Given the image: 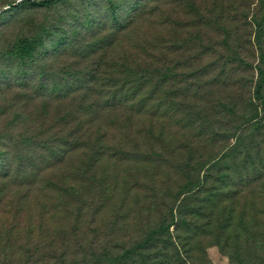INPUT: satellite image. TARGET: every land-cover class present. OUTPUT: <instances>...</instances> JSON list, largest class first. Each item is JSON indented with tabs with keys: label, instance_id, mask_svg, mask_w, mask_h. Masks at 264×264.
I'll return each instance as SVG.
<instances>
[{
	"label": "trees",
	"instance_id": "16d2710c",
	"mask_svg": "<svg viewBox=\"0 0 264 264\" xmlns=\"http://www.w3.org/2000/svg\"><path fill=\"white\" fill-rule=\"evenodd\" d=\"M57 1L27 2L51 6ZM250 1L132 0L125 21L87 48L89 55L82 59L90 67L77 71L82 77L75 83L49 87L54 73L42 67L39 95L56 116L45 119L35 135L39 158L24 168L26 173L10 166L5 122L10 105L0 97V264H13L21 244L30 264L43 243L57 253L53 245L78 243L87 232L90 254L71 261L67 248L56 264H191L206 239L229 264H264V161L243 158L245 132L259 139L264 128L257 103L264 114V0H255L249 10ZM141 12L152 16L146 23L153 31L131 34L138 23L135 14ZM247 23L255 33L254 65L245 62L249 52L239 41L220 64V84L210 79L203 87L196 85L209 75L210 63L205 75L167 69L180 60L186 29L237 34ZM37 41L21 39L9 55L23 60ZM43 53L39 62L50 60ZM92 53L98 55L90 59ZM20 80L27 84L34 78ZM213 89L216 100L203 105L206 93L199 92ZM5 90L0 81V95ZM197 121L209 124L203 128ZM208 128L215 129L213 144L231 129L235 142L200 163ZM27 139V146L35 145L33 135ZM178 168L185 179L182 192L168 196L169 173ZM134 210L139 221H148L136 243L124 252L107 246L98 235L104 217L112 216L117 228Z\"/></svg>",
	"mask_w": 264,
	"mask_h": 264
},
{
	"label": "rangeland",
	"instance_id": "374dc122",
	"mask_svg": "<svg viewBox=\"0 0 264 264\" xmlns=\"http://www.w3.org/2000/svg\"><path fill=\"white\" fill-rule=\"evenodd\" d=\"M27 1L0 0V81L4 82L6 88L0 97L7 100L10 105V114L5 120L8 123L6 130L12 150L10 152V166L14 171L25 173L27 169L24 168L31 161L39 158L40 147H36L39 145L40 139L35 138V135L39 134V129L47 122L45 119L52 120L56 116V112L44 108L42 104L44 98L39 95V89H42L39 86L43 83L40 76L41 68H50L54 73L48 84L49 87L58 85L64 88L70 83H75L82 77L77 71L82 72L90 67L91 62L84 60L86 55H89L86 53L87 50L89 51L87 48L94 45L99 38L105 36L113 24L123 23L132 5V0H58L51 6H36L29 4ZM250 2L249 10L252 9L255 0ZM10 4H14L18 8L9 9ZM148 5L153 6V2ZM144 13L135 14L138 23L132 26L131 34L152 33L153 28L146 23L152 16L147 18ZM189 20L192 21L193 18L189 17ZM246 22H248V19ZM244 25L245 32L237 34L210 33L203 30L202 34H196V32L186 29L185 33H181L182 38L179 42L185 48L179 57L180 60H174L166 65L167 69L176 74L189 75L204 71L203 75H205L208 70H204V68L210 63L212 68L209 75L203 76L196 85L199 88L203 87L210 79L220 84L219 78H217L220 64L231 57V53L235 51L239 41L244 44L245 52H249L248 60L244 59L245 62L249 61L254 65L256 62L253 44L255 33H252L248 23ZM198 36L202 39L201 43L195 41ZM34 37H38V41L32 55L25 57L23 60L9 55V50L19 40L33 39ZM103 47L105 48L104 45ZM40 52H44L43 55H47L50 60L39 62ZM97 55L92 53L90 59H94ZM245 56L247 57V55ZM175 61L179 63L178 67ZM21 78H34V81L26 84L22 82L23 79L20 80ZM249 92H251V88ZM203 93L206 94L200 101L203 105L211 106L210 102L215 101L217 98V90L199 92L200 95H203ZM257 103L261 107V110L258 111L264 124L262 105L259 102ZM208 124L207 121L196 122V126L203 128ZM214 130L208 128L203 132L200 143L203 148V159L200 163L204 162L205 158L210 155L217 156L226 152L235 142L236 131L231 129L224 134V138L213 144L212 134ZM249 132H245L247 136L243 141V158L246 156L249 162L250 160L258 163L264 161V128L259 131L261 134L259 139H254L253 135H249ZM30 135H33L35 145L29 147L27 146V137ZM180 164L181 160L179 161ZM180 169L178 168L176 173H169L170 188H168V196L176 193L180 195L182 192L180 188L183 187L185 179ZM165 188L164 186L158 191ZM130 217L131 219L124 226L117 225V228L112 227V216L104 217V222L99 226L98 235H102L107 246H117L118 250L124 252L133 243H136L143 229L148 226L144 225L148 221L147 219L139 221L135 210ZM169 231L171 232L172 228ZM91 236L87 232L78 243L75 240H70L65 246L53 245L52 248H59L57 253L49 251V247L43 243L39 255L34 257L30 264H34L35 261H39L37 264H40V261H42V264H56L57 257L67 248L70 256L68 258L71 261L79 260L90 254ZM101 247L99 246V249ZM19 248L21 252L12 257L11 261L13 264H26L29 256L23 254L25 252L23 244ZM196 252V255L191 258V264H229L228 257L219 250L211 239H206L201 244V250Z\"/></svg>",
	"mask_w": 264,
	"mask_h": 264
}]
</instances>
